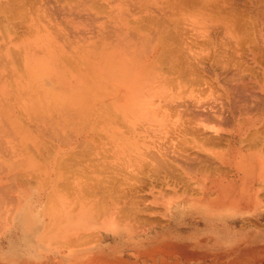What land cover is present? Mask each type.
Returning <instances> with one entry per match:
<instances>
[{
  "label": "bare ground",
  "instance_id": "1",
  "mask_svg": "<svg viewBox=\"0 0 264 264\" xmlns=\"http://www.w3.org/2000/svg\"><path fill=\"white\" fill-rule=\"evenodd\" d=\"M44 14L51 16V26L58 35L62 29L61 24H57L59 22L58 18L61 17L66 23L65 26L70 27L65 32L67 37L60 40L59 36H55L54 40L51 39L47 50H42L47 60L57 63L55 74L51 71L49 61L45 64L39 59L41 55L39 54L40 50L36 48L37 46L35 48L29 46L36 45L37 43L34 44L35 40H33L34 45L32 42L28 43L31 37L27 34L32 35V32L39 29L35 20ZM75 16L91 20L90 27L83 29L91 32L88 40H82L83 43L81 42V34L76 33L79 31V26L71 23ZM0 29H6L10 33L24 31L25 37H30L27 38L28 41L26 38L24 39L28 43L27 45L25 43L23 48L24 65L30 66V68H33L34 64H38V68L39 65L46 67L51 72L46 73L44 71L43 74H46L49 82H53L55 75H58L54 91L56 96L63 100L62 104L67 107H71L73 104H81L84 101L88 91L87 84L89 79L92 78L91 73L87 71L89 68L96 77L101 68L106 70L104 75L101 74V77L99 75V78L102 81L100 90L102 96H108V84L113 81V78L106 81L102 79L108 77V68L111 67L112 63L118 66L121 62L125 68H129L133 83L138 82L140 84L139 81L142 80L144 83L153 86L155 91L152 97L150 96L151 101L143 103L139 98L142 93L134 94L132 92L134 91L133 88L132 91L129 88L123 90L122 94L119 91L114 93L115 96H112L114 99L110 102L111 107L132 122L134 121L133 118L142 117L156 118L159 119L157 121L164 123L167 119L165 118L166 115L170 112L189 113L186 120L176 123L171 130L174 133H193L192 135H195L196 138L201 140L205 138L204 141H206V138L207 140L211 139V142L215 138L217 139L218 136L208 134L209 132H207L203 122L206 120L213 121V117L229 111L228 113L233 116L234 124L227 136V147L220 155H214L212 151H210L212 153H209L203 147H198V145H194L197 147L191 149V147L193 148L191 143L194 140L191 141L189 138L187 140L184 135L187 142H182V144L180 142L183 137L180 136L181 139L178 138L179 135L176 137L179 139L180 145L186 143L188 145V142L191 141L189 144L191 147L185 145V150L184 147L178 146L184 154L180 153L178 156H173V152L176 153L175 150H177V147L174 151L171 150L176 146L173 139V143L170 145L173 148L168 147L169 143H163L164 146L162 144L155 145V147L138 154L135 162L137 167L140 170H145L147 167L148 171L152 170L153 174L150 171L146 173L147 175L145 174L146 176H156L164 171L165 181H167V177L170 176V180L175 175L177 178L181 174L182 171H179L180 173L177 171L178 174H176V170L187 167V169L181 168L184 176L182 174L179 178L184 177L183 180L186 184L184 186L187 187L188 185L190 188L183 187V183L181 186L185 190L192 188L198 196L195 198L187 197L183 193V196L176 198L175 202L166 204L167 200H164L166 209L164 207L162 209L166 210L165 215L169 218V223L176 216L174 212L181 209L179 206L186 201L192 202V200H195L197 203L207 205L206 211L200 217L218 218L226 217L228 214L232 216L236 213L234 211L241 209L237 204L231 205L228 209L225 208L231 197L237 192L243 191L247 194L248 191H251L252 193L262 192L264 194V155L262 149L264 147V0H0ZM11 40L0 41L7 49V53L14 51L10 46ZM73 43L82 48L87 46L85 54H79L78 57H75V54L70 55L64 48L74 45ZM1 47L0 44V49ZM63 64L68 67L74 66L71 69L75 73L77 72L76 75L78 74V78H75L76 82L71 79L72 75L75 74H71L73 70L67 72L68 68L65 69L66 71L63 69V71L59 70L58 72V69H62ZM64 72H67V74ZM68 74L71 78L68 77ZM64 80H69L70 85L65 83ZM3 81L4 78L1 77L0 87L3 86ZM65 86H68V88ZM173 86H179L177 92L171 91ZM65 89L70 92L67 95L71 99L65 98ZM208 89L211 92L215 91L214 96L211 97L213 100L214 98L217 99L213 102L210 101L215 105V102L219 101V106L218 103L216 105L218 110L217 108L215 110L217 112L221 111L219 110L221 102L222 110H225L224 113L221 111L217 114L214 110L215 114L214 111H211L214 108L212 106L215 105H212L207 98L206 102H210L211 105L205 103V99L202 101V98L199 97ZM1 91L4 93V89L1 88ZM117 95L120 97H117ZM155 96L156 98H154ZM253 96L262 102L256 108L257 111L253 110L254 113L251 112V114L258 112L254 117L248 114L250 108L248 103H251L252 106L258 105L252 104V99L248 102V99L253 98ZM196 97H199V100ZM184 98L189 99V101H185ZM237 98L242 101L245 100L246 107L244 109L235 104ZM179 99L181 101L177 103L176 101ZM190 99L195 100L196 103ZM92 106L89 107L90 111L89 108L87 109L89 111L88 116L96 111V101H93ZM233 108L237 115H235ZM190 113H192V117H190ZM91 121H93L92 118L87 120L85 124ZM0 124L3 123L0 122ZM58 125L51 129V134L60 138V132L65 131L67 127H58ZM96 128L97 125L94 124L76 125L75 132H77L75 137L70 140L71 143L67 142L70 144L58 147L73 146L76 148L89 139L91 131H88V129L96 130ZM201 136H204L203 139ZM132 137L135 138L132 142L135 144L137 135L132 134ZM1 139L7 141L5 136ZM216 139L213 142L217 141ZM43 141L45 140L40 141L41 145L39 146L43 149H39V153L49 154L52 151L46 149L47 143ZM3 142L5 143L4 140ZM70 152L71 150L65 152L55 149L51 159L54 162L63 161L62 155ZM171 154L175 161L170 156ZM150 158L155 160V163L150 162ZM151 163L155 165L151 166ZM180 163H182V166L177 167L178 169L175 168ZM172 164L175 166L173 167ZM189 165H193L194 169ZM188 167L193 170H189ZM83 169H86V167H83ZM106 170L107 168L99 172L95 171L93 175L90 173V168H88L87 175L91 177L92 181L88 186L79 189V195L81 193L84 196L73 203V205L79 204L80 207L78 206V208L83 214L89 216L88 221L92 220L93 222L83 224L84 226L80 223L56 224L46 226L42 231L41 235L44 236V239L51 237L50 242L55 244L56 247L69 249L72 251L69 255L75 252L74 258L71 257L74 261L73 264H264V228L250 230L247 227L248 224L243 222L245 224L239 226L238 229L228 226L216 231L215 227L208 225L203 228V232L207 235L201 237V239L194 238L193 234L182 237L176 232L169 233V229L172 227L166 229L168 226H162L164 216L160 218L158 216L161 214L156 215L157 218H160L157 219L153 216V211L148 209L152 212L150 213L144 205H140L142 199L141 194L140 197L138 196L140 200L137 197V187L139 180L142 181V179H139V176L137 178L136 175H144L145 171L139 170L143 173L137 171L134 174L131 171L129 174H132V176H128L127 180L121 181L118 179L121 177L119 173L112 170L106 173ZM154 172L156 173L154 174ZM97 174L99 176L96 179ZM163 174H160V180H163ZM16 177L21 182L19 181L16 187H12L10 184L5 188L4 193L6 195H3L0 200L1 206H6L4 203H7V200L8 202L11 200L9 202L11 205H17L18 200L16 201V199L18 198L14 193L16 191L17 194L20 187L29 190V185L23 182L26 179L23 180L22 176ZM116 179L121 181L120 184H117ZM133 180L138 181L136 186ZM176 182L173 181L172 184L175 185ZM165 183L168 184V182ZM45 184L42 185L41 183L42 186H45ZM175 186H178V184ZM141 187H138L140 192ZM159 190L161 191V189ZM7 196L13 198V200L6 198ZM9 203L6 207L10 209ZM68 203H63L62 208L66 209ZM99 210H104L105 214H108L105 223L100 224L98 222L99 219L102 221L104 218H98L99 216H105ZM9 211L10 214L11 210ZM4 212L7 211L4 210ZM97 213L99 214L98 217ZM0 214L6 215L5 213ZM9 217L11 218V216ZM3 218L6 219L4 216ZM0 224L3 223L0 222ZM1 225L0 236L9 229L8 225ZM80 226L82 228L92 227L90 229H93L94 233L105 226H110L112 229L129 227L137 232H148L152 230V226H160L159 229H166V232L154 234L151 241L146 239L132 243L130 247L134 252L123 255L122 253L112 252L115 249L111 251L104 248V245L100 242H98L99 245H91L92 238L95 236V239L100 238L99 232H96L95 235L90 232L91 235L89 233L91 230L84 231V235L87 232L91 239L88 235L84 237H82L83 235L77 236L80 235V230L77 228ZM75 227L77 228V231L74 230L77 232H75L77 237L70 235L71 231L74 234L72 229ZM82 228L80 227L81 230ZM68 230L70 231L68 232ZM47 236L49 237L46 238ZM209 240L212 242H209ZM47 244L49 243L42 241L43 246L41 249L43 251L47 248ZM94 248H97L95 253ZM83 249L91 251V253H85L84 256L76 254L82 252ZM51 251L47 253L51 254ZM110 253L113 255H110Z\"/></svg>",
  "mask_w": 264,
  "mask_h": 264
},
{
  "label": "rangeland",
  "instance_id": "2",
  "mask_svg": "<svg viewBox=\"0 0 264 264\" xmlns=\"http://www.w3.org/2000/svg\"><path fill=\"white\" fill-rule=\"evenodd\" d=\"M50 18H51L50 15L44 14L39 16V19L35 20V23L37 24V27L39 29H37L36 27L37 29L36 32H32V35L27 34V36L31 37V38L27 37L30 38V42L25 37L26 34L24 31H20L18 33H14L13 31L10 33L6 29L3 30L0 29V41H8L9 39L11 40L13 38L10 41V46L11 49L14 50L11 53H7V49L4 48L2 43H0L2 45L0 49V79L1 77L4 78V81L2 82L3 86L0 87V122L3 123L0 124V200L2 199L3 195L4 196L6 195L4 193L5 192L4 190L5 188H7V186L11 184L12 187H16L19 184L20 180L17 179L18 177L16 176H22L23 180L26 179L23 182L29 185V190H30L29 191L28 189H23L24 187L22 188L20 187L17 194L15 191L14 194L16 198H18L16 199L15 196H13L16 199V201L18 200L17 201L18 204L15 202V204H17L15 206L13 204L12 206L11 203H9L11 202L10 199L13 200V198H9L7 196L6 198H9L10 201L8 202V200L6 199L7 203L5 201H4L5 203L4 202L2 203H4V205H6L7 207L9 203L10 205L9 207H11L10 209L7 208L6 206H1V202H0V213L6 214V215L0 214L1 215L0 222L3 223L4 226L7 225L9 226V229L5 231V233H2L0 236L1 239L0 259L2 258L0 260V264H56V263L73 264L74 261H72L73 260L72 258H74L75 252L69 255V253H71L72 251H70L65 247H60V248L56 247L55 244H52L50 242L51 237L47 236L46 238L49 237V239H44V236H42L41 234L43 233L42 231L46 226H52L56 224L69 225L70 223L73 224L80 223L82 226H84L83 224L93 222L92 220L88 221L90 219L89 216H87V214H83V212L78 208L79 204L73 205L75 200H80V198L84 196L81 193L79 195V189L88 186V184L92 181L90 179L91 177L87 175L88 168H90V173H92L93 175L95 171L99 172L107 168V170L105 171L106 173L109 170H112L119 173L121 177L119 176L120 178L118 179H120L121 181L127 180L126 178L128 176H132V174H129L131 171H132L131 173L134 174V172L140 170V168H138L137 164L135 163L136 158L140 152L147 151L148 149L155 147V145H159V144L163 145V143H169L168 145L169 147L173 143L172 139L175 140V144H176V146L173 144L175 146L174 148L170 146V148H173L171 149L173 151L174 149H176V147L177 150H180L178 146L182 148L185 145L187 147H191L193 145V148L191 147V149H195L197 146L194 145H198V147L200 148L203 147L204 150L208 151L209 153L213 152L212 154L214 155L215 154L220 155L221 152L223 153V151L227 147L226 145L228 142L227 136L229 135V131L233 128L232 125L234 124V120H232L233 116L228 113L229 111L225 112L228 114L224 113L225 110H222L223 108L221 107V102H220L219 110H221L222 113L224 114H220L213 117L214 119L213 121L206 120L203 122L204 125L206 126L207 132H209L208 134H212L215 137L218 136L217 139L215 138L217 140L215 142H213L215 139L210 142L211 139L207 140V138L206 141H204L205 139V138L203 139L204 136L203 137L201 136L203 139L201 140L199 138H196L195 135H192L193 133L190 134L189 132L187 133L185 132V134L184 132L182 133L176 132L178 134L174 133L171 129L175 126V124L183 120H186L189 115V113H185L184 111H183L184 114H180L176 112L168 113L166 117L164 116L165 118H167L164 121V123H162L161 121H157L159 119L156 118L153 119V118L138 117V118H133L134 120L133 122L128 120L127 118H124V116L121 115L122 113H119L118 111H116L114 108L111 107L110 102L114 99L112 96L113 95L115 96L114 94L115 92L119 91V93L122 94L123 90H127L129 88L130 91H132L131 89L133 88L134 91L132 92H134V94L139 92L142 93V95H139V98L140 101L143 103L145 101L146 102L151 101L152 94L155 91L153 89V86L144 83L142 80L139 81L140 84H138V82L133 83L134 81L131 78V73L129 68H125L123 66V63L121 62L119 63L118 66L112 63L111 67L108 68V74H109L108 77L102 79L103 81H106L108 79L113 78V81L109 82L110 84H108L109 85L108 86L109 89H107L109 90L108 96L106 97L102 96L103 95L102 91H100L102 81L99 78V75L100 77L101 74L104 75V72L106 70H103L101 68L99 74L95 72L97 74L96 77L93 74L91 68H89L87 71L91 73L92 78L89 79V82L87 84L88 91L86 92V97L84 98V101L81 104H73L71 105V107L65 106L64 104H62L63 100L60 99L59 96H56L54 91L56 89L55 82H57L58 75L57 76L55 75L53 82H49V79L46 76V74H43L44 71L46 73L52 71L53 74H55L57 72V63H55L54 61L47 60L42 50H47V46H49L51 39L54 40L55 36H59L60 40L62 38L67 37L65 32H67L70 27L68 26L67 28L65 26L66 23H64L65 21H63L61 17L58 18L59 22H57V24H61L60 27L62 28L59 31V35H58L56 32H54L53 27L51 26ZM71 23L72 25L79 26V31L76 33L81 34L82 36L81 42L83 43L82 40H88V36L91 34V32L83 29L90 27L91 20L87 18H81L75 16V18H73ZM4 36L5 38H3ZM25 38L29 44L31 42L33 44V40H35L34 44L36 43L37 44L36 45L33 44L34 46L32 45L29 46H31L32 48L33 47L35 48L37 46L36 48L40 50L39 54L41 55L39 59H41L45 64H47L49 61L50 62L49 66L51 67V71H48L46 67L44 66L41 67L40 65L38 68V64H34L33 68L24 65L23 48L26 43L24 41ZM78 39L80 38L78 37ZM28 43H26V45ZM73 44L74 45L72 46L69 45L64 48L70 53V55L75 54V57H78L79 54H85L84 52L87 51V46L85 48H82L76 45V43ZM84 65L86 66V64ZM61 67L62 69H58V72L59 70L63 71V69L64 71H66L65 69L69 68V70H67L68 72L70 70H73L71 69V67L74 66L72 65L68 67L67 65L63 64V66ZM67 72L64 73L67 74ZM74 73L75 71L73 70L71 74ZM76 73L72 75V78L70 77L71 74L70 73H69L70 75L68 74V77H70L74 82L77 81L75 78H78V74L76 75ZM68 81H65V83L70 85L71 82ZM68 86L65 87L68 88ZM1 88L4 89V93H2ZM178 89L179 86H173L171 88V91L177 92ZM214 92L215 91L211 92V90L208 89L205 92H203V94L199 95V97L202 98V101H204L205 99V103H207L206 98L207 100L209 101L211 100L213 102L217 100L215 98L213 100V98L211 97L214 96ZM68 93L70 94V92L67 89H65L64 91V95H66L65 98L69 96L67 95ZM208 95L209 97H207ZM117 97L120 96L117 95ZM69 98L71 99V97H68V99ZM154 98H156V96ZM190 100L196 103L195 100L193 99ZM248 100H247L248 102H250L251 100L252 104L253 103H255L256 105L258 104L257 106H252L251 103H248L250 104L248 114L254 117L256 116L255 114H258V112H256L255 114H251V112L253 110L257 111L256 108H258L262 102L259 99H256L254 96L253 98H249ZM93 101H96V108H95L96 111L92 113L91 116H88L87 114H89L90 111L89 107H93L92 106ZM178 101L181 100L179 99L176 102L178 103ZM185 101H189V99L188 100L186 99ZM244 101L237 98L235 100V104L237 106H240L241 109H244L246 107ZM210 102L207 104L211 105L212 102L211 103ZM215 103L216 105L218 103L219 106V101ZM212 105L215 104L212 103ZM216 105L212 106L214 108H212L211 111H214L218 107V106L216 107ZM88 108L89 111L87 110ZM221 111L219 112L216 111V112L218 114L221 113ZM234 113L235 115H237L236 111H234ZM190 114H191L190 117H192V113ZM90 118H92L93 121L85 124V122ZM57 124H59L58 127H67L65 131L60 132L61 133L60 138L54 137L51 134L52 133L51 129L55 128V125L57 127ZM89 124L97 125V128L96 130L88 129V131H91V133L89 139H87L85 143H82V145L76 148L73 146L58 147L60 145L65 146L71 143L70 140H72L75 137L77 132V131L75 132L76 125L84 126ZM132 134L137 135V140L134 142L135 144L132 143L133 140H135V138L132 137ZM177 135H179L178 138H180V136L183 137V139L180 138L181 139L180 144H182V142L185 141L187 142L188 138L189 140L191 141L194 140V141H192L191 146L189 145L191 141L188 142V145L187 143L186 144L183 143L184 145H180L178 141L179 139L176 138ZM183 135L186 136L187 140L184 139L185 137ZM3 136L6 137L7 141L5 139H1ZM3 140L5 141V143L3 142ZM42 140H45L43 142L47 143L46 149L52 151L49 154L39 153V149H43L41 148V146H39L41 145L40 141ZM176 140L179 145L177 144ZM55 149L65 152L71 150V152L62 155L63 161L54 162L51 158ZM191 149L189 150L192 151ZM262 149L264 155V147H262ZM177 150H175L176 153L172 151L174 157L178 156L180 153L184 154L183 151L181 152L180 150L178 152ZM170 156H172V154ZM152 160L153 159H151L150 162L155 163V160L153 161ZM173 160L175 161L174 158ZM182 163L184 164V162ZM182 163H180L177 166L172 164V166L173 167L175 166V168L177 167L180 168L182 166L181 165ZM152 165L155 164L151 163V166ZM189 166L193 168V165L192 166L189 165ZM83 167H86V169H83ZM147 168L145 170L141 169L145 171L144 175L141 174L136 175L137 178L140 177L139 179H142V181L139 179H138L139 182L137 181L138 187L142 186L140 188L141 192L137 187L138 189L137 197L141 194L140 196L142 202L139 199L140 196L138 197V199L140 200V205H144V207L147 210L149 209L150 211H153V216L156 217V215H160V214L161 215L158 217L163 218L164 216V221H162L163 222L162 226H168L166 229L172 227L171 229H169V233L176 232L182 237H186L189 236L190 234L191 235L193 234L194 238L201 239V237L203 236L205 237V235H207L206 233L203 232V228H205L208 225L215 227L216 231H219L222 228H226L228 226L238 229L239 226L245 223L248 224L247 227L250 230L264 228V226H262L264 224V194L262 192L252 193L251 191H248L247 194H245L243 191H240L231 197L230 202L226 205L225 208L228 209L233 204H237L241 208L238 209L237 211H234L236 213L232 216L228 214V216L226 217L222 216L218 218H208L205 216L200 217L206 211L207 205L203 203H197L195 200H192V202L186 201L181 203V206H179L181 207V209L174 212L176 216L173 217L172 221L169 223L168 221L169 218L166 217L165 215L166 208L163 201L167 200L165 202L166 204L170 202H175L177 200L176 198L183 196V193L186 194L187 197H193V198L197 197L198 194H195L192 188L185 190V188L187 187L190 188V186L187 185V187H185L184 185L186 184L183 180L184 177H182L181 179L179 178L183 174L182 169H187V167H181L182 169L177 168L178 170H176V172L182 171L181 174L177 176L178 180H176L177 178L175 175V177H172V179L170 180L169 178L171 177L170 176L169 178L167 177V181H165L166 178L165 175L163 174L164 171L160 173L161 175L163 174L164 177L162 176V178L164 181L160 180L161 177H159L160 174L158 172H157L159 174V175L157 174L158 176L157 175L156 176L153 175L152 177L146 176L147 172L151 171L150 173H152V170L150 169V171H148ZM188 169L193 170L194 168L190 169L188 167ZM178 172L176 174H178ZM155 173L156 172H154V174ZM96 176L97 179L99 174H97ZM157 178H159V180H157ZM118 179H116L117 184H120L121 181H119ZM161 181L163 183L168 182L169 185L165 183L164 186ZM173 181H177L178 183L176 182L175 185L178 184V186L173 185L172 184ZM133 182L136 183L135 184L136 186L137 182L135 180H133ZM179 182L181 183L179 184ZM41 183L42 185L43 183L46 184L45 186H42ZM182 183H183V187L185 188L181 186ZM159 189H161V191ZM154 191H156L155 194ZM78 196L79 198H77ZM166 198H168L169 200ZM65 201L67 203L69 202L68 203L69 205L67 206L66 209L62 208L63 203H66ZM155 202H157L160 205H158ZM72 206L73 208L75 207V209L77 207V209L76 210L73 209ZM13 207L16 209H14ZM150 207L152 208L150 209ZM163 207L165 208L164 210L162 209ZM4 210H6L7 212H4ZM9 210H11L10 214H9L10 212ZM149 210L148 212H150ZM99 211L101 212V214H104L105 216L102 215L99 216L98 213L100 212H98L97 217L99 216L98 218L100 217L102 218L104 217V218L102 221L100 219L99 221L98 220L97 221L100 222V224L105 223L104 221L105 219H107L106 217L108 214L106 215L104 210L102 211L99 210ZM3 216L7 219V221L6 219L3 218ZM9 216H11V218ZM10 220L12 221V223ZM82 226L80 227L82 228ZM160 226H152L153 227L151 228L152 230L148 232H142V231L137 232L130 229L129 227L126 228L120 227L117 229H112L110 226H105L98 231L100 238L95 239L96 236L92 238L94 242L91 241L92 242L91 245H96V244L99 245L98 242H100V244L104 245V248L108 250L110 249L112 251L115 249V251H112L114 253L117 254L122 253L123 255H128L134 252V250L130 247L132 243L137 241H144L146 239L151 241V238L154 234L156 235L158 232H162V233L166 232V229H161V228L159 229ZM80 227H77L80 230L79 231L80 235L77 236L83 235L82 237H84L88 235L87 232L84 235V231L86 230L87 231L91 230L89 231V233L90 232L94 233L92 231L93 229H90L92 227H87V228L83 227L84 230L83 228L81 230ZM77 228L76 227L73 229L68 228V229H72L74 232L73 234L71 231L70 235L72 234L75 237L76 236L75 232L77 231L76 230ZM69 231L70 230H68V232ZM92 233L90 234L92 235ZM88 236L90 238V235ZM42 241L48 242L50 244V246L49 244L46 245L47 248L44 251L41 249V247L43 246ZM209 242L212 241L209 240ZM50 248H56V249H50ZM51 250H55V251H51ZM93 250H95L94 253L97 252V248L96 249L94 248ZM49 251H51L52 253L48 254ZM85 253H91V251H87L83 249L82 252L80 251L79 253L76 254H79L80 256H84ZM110 255L113 254L110 253Z\"/></svg>",
  "mask_w": 264,
  "mask_h": 264
}]
</instances>
